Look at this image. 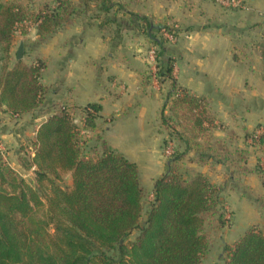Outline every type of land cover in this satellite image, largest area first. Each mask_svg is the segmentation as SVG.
I'll list each match as a JSON object with an SVG mask.
<instances>
[{
    "label": "trees",
    "instance_id": "1",
    "mask_svg": "<svg viewBox=\"0 0 264 264\" xmlns=\"http://www.w3.org/2000/svg\"><path fill=\"white\" fill-rule=\"evenodd\" d=\"M82 16L91 23L103 18L96 22L101 28L110 24L117 32L133 29L148 37L155 47L153 76L159 83L170 82L161 115L171 129L162 155H167L172 138L184 145H174L165 172L153 183V200L146 211L138 164L104 138L99 137L101 151L88 153V144H82L81 126L96 128L101 104L89 103L75 114L66 101L45 99L46 60L12 61L16 32L28 33L27 20L36 23L37 35L44 40ZM178 27L155 24L114 0H57L38 12L17 0H0V112L19 116L42 105L46 115L36 129L34 155L24 164L35 173L34 182L13 168L0 150V264L202 263L210 248L206 217L223 204L221 188L202 172L190 173L182 162L193 149L192 138L219 123L209 114L206 97L190 92L175 78L176 58L164 31L178 38ZM261 31L255 46L264 59V25ZM75 115H80L81 126ZM246 136L250 145L264 147V124ZM212 148L198 142L199 161L214 160ZM238 155L246 157L243 151ZM66 171L72 174V184L64 187L60 181ZM256 171L264 183V158ZM134 231L136 237L130 238ZM223 253L224 264H264V231L247 228L234 244H224Z\"/></svg>",
    "mask_w": 264,
    "mask_h": 264
},
{
    "label": "crops",
    "instance_id": "2",
    "mask_svg": "<svg viewBox=\"0 0 264 264\" xmlns=\"http://www.w3.org/2000/svg\"><path fill=\"white\" fill-rule=\"evenodd\" d=\"M203 4L208 9L201 7L200 12L192 14L185 5L179 3L175 8L168 1L160 12L176 15L182 25L179 37L171 48L176 58L174 73L177 82L194 94L204 95L209 114L219 123L210 131H214L213 139L217 144L212 148L214 160L199 161L197 150L198 142L203 137L207 138L206 141L212 140L213 134L192 138L193 149L186 159L193 162L192 167L197 170L188 171L207 175L212 183L221 188V195L235 199L234 203L246 212L251 210L249 206L258 203L257 198L264 196L263 178L256 171V166H252L249 154L254 144L250 145L251 139L246 136L254 129V123L264 124V59L255 45L246 56L239 42L245 39L243 36L246 33L253 35L258 30L255 39H262L264 0H243L247 7L239 8L219 1H215L214 8L206 1ZM135 6L134 9L128 8L155 21L156 0H147L146 4L136 3ZM201 10L205 12L203 15ZM249 10L253 12H245ZM205 16L211 21L204 22ZM92 25L88 21V26L79 25L82 28L78 26L68 32L71 37L69 44L58 50L53 68L49 66L45 72L51 80L43 79V82L52 87L53 98L65 100L75 114H79L89 103L101 104L102 110L94 131L100 132L111 148L138 164L141 181L154 183L167 168L162 149L163 140L169 137L171 128L163 123L161 114L165 103L164 92L166 88L169 90L170 82L157 84L154 79H147L148 64H153L144 57L148 56L152 46L148 37L133 31L132 38L135 36L136 39L131 40L126 48L124 29L116 32V38L112 36L109 39L104 36L103 27ZM130 30L125 29L126 32ZM165 114H171V111L165 109ZM169 142L184 145L177 138ZM219 143H223L222 148ZM262 150L264 153V147ZM239 151H243L246 157L240 158ZM209 165L213 169L208 168ZM242 166H246L247 170ZM240 173L241 179H245V184L256 195L254 202L250 192L244 193L249 186L246 189L237 187ZM261 203L259 210L254 209L259 217L264 215V202L262 206ZM234 206L233 211L236 209ZM221 226L219 235L223 245L235 243L249 227L239 225L232 230L226 224ZM224 231L231 232L230 240L225 238L230 232Z\"/></svg>",
    "mask_w": 264,
    "mask_h": 264
},
{
    "label": "rangeland",
    "instance_id": "3",
    "mask_svg": "<svg viewBox=\"0 0 264 264\" xmlns=\"http://www.w3.org/2000/svg\"><path fill=\"white\" fill-rule=\"evenodd\" d=\"M9 1H15V0H9ZM17 1L21 2L26 8L34 10L35 12H38L39 9L46 7V5L55 6L57 4V0H17ZM114 1L116 3H119V2L127 3V5L132 9L136 7L135 6L136 3H142V4L147 3V0H140V1L139 0H114ZM168 1L171 3L172 6H175V8L179 6L178 5L179 3H181L182 5H185V7L188 8V11L194 14L196 11L200 12L199 9L201 7L203 9L204 8L208 9V7L203 6L204 5L203 3L205 1L213 5L211 8H214L216 6L215 1L217 0H156V16H155V21H154L155 24L178 25L179 26L178 28H181L182 25L179 24L180 21L179 19L176 18V15H172L171 13H168V12L165 15L160 13L162 12L163 8L165 7V4ZM245 12H253V11L249 10ZM204 13L205 12H202L201 10V15H203ZM100 20L101 22H103V18L101 17L98 20H96V22L99 23ZM88 21L90 22L88 17L82 16L81 18L73 22L71 25H67L63 28H60L59 31H57L52 36H49L45 38L44 40H40L39 36L37 35L36 23L30 20H27L25 25L29 28L28 33L26 35H23L21 34L20 30L16 32L15 42H14L13 49H12V54H13L12 61L14 62V60H16L18 48L20 46V43L23 42L24 51H23V56L20 59H23L25 62L29 64L36 62L38 59H44L47 61V69L49 66H50V69H52L55 60L58 58V50L63 48L64 45L69 44V40L71 37L68 35V32H72V30H74L79 25H82V27L85 25L88 26ZM210 21H211L210 18H208L207 16L204 17V22L208 23ZM96 22H92L93 24L92 26L93 27L97 26L99 28V25ZM94 23H96L97 25ZM102 29H103L102 31H103L104 36H107V38L110 39L112 36H114L113 38H116L115 35H116L117 30L113 25L107 24L106 27L104 26ZM256 30H258V28ZM123 31H124V36L126 40V44H124V47L127 48L129 47V43L131 42V40L136 39L135 36L134 38H132L133 37L132 35L134 34L133 31H136V30L131 29L130 32H126L124 29ZM256 33L253 35H251V33L247 35L246 33L243 36L245 39H242L241 42H239V46L240 48H243V51L246 52L245 53L246 56H248L249 53L252 52L251 47L253 45H256V41L259 40L258 38L255 39L258 36ZM176 40L177 38L174 36V40L173 41L170 40L171 41L170 43H174L176 42ZM152 50H154L155 52V47H153V45L149 48L148 56L147 54L146 56H144L146 57V59L147 58L150 59ZM152 63L153 64H150V65L148 64V67L150 69H148L147 79H149L148 77L151 76L153 77L152 79H154L157 82V84H160L158 80L154 78L153 76L155 75L156 69H155V62H152ZM47 69L44 71L42 80L43 79L51 80V77L48 76L49 74H45ZM48 89H49V92L47 93V97H45V99H48V98L51 99V97H53L52 95L53 93L51 92L52 87L49 86ZM166 90L167 88L165 89L164 94H166L167 92ZM60 101L61 103L65 102V100L63 99ZM75 116L77 117V123L80 124L81 126L82 123H81L80 115H75ZM45 118H46V115H45L44 109L42 108V105L39 109H37L33 113L19 115V116H12L8 113L0 112V150L3 153L5 160H7L8 163H10V165L13 168H15L19 173H21L30 182L31 181L34 182L35 173L33 172V170L26 169L24 164L28 163L31 157L34 155V150H35L34 139L36 136L37 125L40 124ZM259 124L261 123L260 122L254 123V128L257 127ZM94 130L96 129L85 130L81 126L80 138H81L82 144L83 142L88 144V148H86V151L88 153H93L95 150L96 152L97 150L101 151V140L99 139V137L103 138V135L100 132H96ZM209 133L213 134L211 135L212 140L206 141L207 138L203 137V139L200 141L201 145L212 144L210 146H213V148L217 147V144L215 140L213 139V137L215 136L214 131L212 133L207 132L205 136ZM169 147L173 149L174 143H170L167 148ZM166 150H165V153H166ZM216 151L217 149L215 150V152ZM249 154L251 155L252 166H256L257 168L259 161L263 160L264 158L262 147H260L259 144L252 145L250 147ZM168 156L170 155L165 156L166 160ZM182 163H183L182 167L184 169L188 168L190 171L197 170L196 167L194 168L192 167L193 162H189V160L187 159L186 160L184 159ZM210 167L213 169L212 165L208 166V168ZM239 171H242V170L239 168ZM239 176L240 178L237 181L238 183L237 187L243 186L246 189L247 186L249 185L245 184L244 178L241 179L242 178L241 173L239 174ZM60 183L64 187L70 186L72 184V174L70 171H66L63 173V179L62 181H60ZM152 183L153 182L149 180H142V184L146 187L145 211L149 208L150 202L153 200V194L151 192V189L153 187ZM246 190L247 191H245L244 193L247 194L248 192H250L249 195L252 194V197H250L252 199L251 201L254 202L253 200L256 199V195L254 191L250 189V186H249V189H246ZM221 197H222L221 200L223 201V204L218 206L217 212L210 213L206 217L205 232L208 235V238L210 240V248L208 252L206 253V255L204 256V258L202 259L201 264H224L226 255L223 253V246H224L222 244L223 240L221 239V236L219 235V233L221 232L220 230V228L222 227L221 225L226 224L227 226H231V227H228V229L232 228V230L234 226L243 225V226H249L248 228L256 227L257 229L264 231V215L259 217L257 213H254V211H256L254 209L257 208L259 210L260 203L264 202V196H261V198H257L258 203H255V205L252 204L251 206H249L251 210L249 209L250 211H248L247 209L246 212H243L241 208L234 203V201H236L235 199H231L230 196H227L225 194L221 195ZM262 203H261V206H262ZM232 205L233 206L236 205L234 206V208H236L234 209V211L232 210ZM263 212H264V209H263ZM220 222L223 224H221ZM227 232H230V231H226V232L224 231V233H227ZM137 233H138L137 231H134L130 235V238H135ZM229 234L230 235H228L225 238L230 240L232 236L231 232Z\"/></svg>",
    "mask_w": 264,
    "mask_h": 264
},
{
    "label": "built area",
    "instance_id": "4",
    "mask_svg": "<svg viewBox=\"0 0 264 264\" xmlns=\"http://www.w3.org/2000/svg\"><path fill=\"white\" fill-rule=\"evenodd\" d=\"M221 3H223L226 6H232V7H247L243 4V0H217ZM166 37H168L171 41L174 40V36L166 31H164ZM154 50L151 51V55H150V61L155 62V56L153 54ZM155 53V52H154ZM173 152V149L171 147L167 148L166 150V154L170 155Z\"/></svg>",
    "mask_w": 264,
    "mask_h": 264
},
{
    "label": "water",
    "instance_id": "5",
    "mask_svg": "<svg viewBox=\"0 0 264 264\" xmlns=\"http://www.w3.org/2000/svg\"><path fill=\"white\" fill-rule=\"evenodd\" d=\"M23 47H24V44L23 42H21L18 48L17 58H21L23 56Z\"/></svg>",
    "mask_w": 264,
    "mask_h": 264
}]
</instances>
